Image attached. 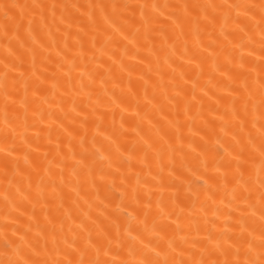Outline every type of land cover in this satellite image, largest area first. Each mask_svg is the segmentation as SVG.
<instances>
[{
  "label": "bare ground",
  "instance_id": "obj_1",
  "mask_svg": "<svg viewBox=\"0 0 264 264\" xmlns=\"http://www.w3.org/2000/svg\"><path fill=\"white\" fill-rule=\"evenodd\" d=\"M0 264H264V0H0Z\"/></svg>",
  "mask_w": 264,
  "mask_h": 264
}]
</instances>
